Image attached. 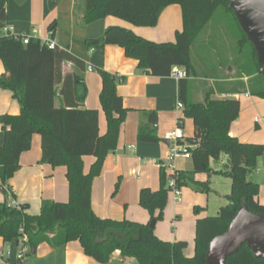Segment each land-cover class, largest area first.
<instances>
[{
  "label": "trees",
  "instance_id": "16d2710c",
  "mask_svg": "<svg viewBox=\"0 0 264 264\" xmlns=\"http://www.w3.org/2000/svg\"><path fill=\"white\" fill-rule=\"evenodd\" d=\"M8 0H0V61L6 75L0 77V88L10 90L21 105L17 116H4V144L0 147V190L4 200L0 203V238L5 245L17 243L26 234L30 253L43 243L54 248L78 242L87 257L99 264H107L113 255L121 253L124 262L137 260L139 264H209L210 243L225 234L238 211L246 208L251 213L264 216V204L259 201V185L249 179L264 156V145L245 144L231 137V127L240 116V101L214 99V89H206L204 99L196 103L191 96V80L225 79L222 69L235 71L238 78L249 76L248 88L237 82L233 93H250L264 100V69L257 64L256 51L240 29L236 15L229 9L230 0H75L76 16L81 26L98 22L106 17L121 19L137 27H156L165 8L182 7L184 26L177 32L175 42L163 44L148 41L121 26L108 27L103 37L87 42L88 50H101L107 45L124 49L128 58L136 59L138 67L147 75L166 78L175 69L185 70L187 77L181 80L180 99L184 102V118L193 120L195 135L187 140L192 172H177L179 188L194 185L198 191H208L209 183L199 184L195 175L210 172V162L225 154L227 164L220 172L231 179L228 204L216 217H205L196 222L195 254L186 257L185 242L168 243L155 233V226L164 220L169 203L168 175L161 171L158 191L144 188L139 194L140 206L151 215L148 224L123 220L102 219L92 209L93 181L102 175L107 157L116 151L120 131L127 120L128 110L117 93L123 78L103 69L99 100L107 117V130L99 133V112L84 109L88 88L81 76H64L62 64L71 62L84 69L83 63L73 54L56 47L49 49L40 40L28 45L3 35L7 26ZM61 1V0H55ZM226 9L234 16L232 24L241 33L240 38L226 43L224 53L214 49L215 61H195L194 44L202 32L215 19L217 12ZM234 27V26H233ZM51 37L56 38L57 22L49 27ZM224 34V33H222ZM227 34V33H226ZM251 49V56L248 48ZM248 55V57L246 56ZM222 56V57H221ZM207 69V70H206ZM59 86H62L59 89ZM221 91V83H216ZM61 96L64 106H56ZM138 140L143 143L160 141L156 127L159 116L155 111H140ZM182 122V120H180ZM181 127L182 124H181ZM42 137L40 164L67 168L69 202L66 204L43 200L38 215L27 213L28 204L12 205L14 192L9 195L5 187L20 170L21 155L29 151L35 135ZM95 157L89 172L85 173L83 159ZM118 189V188H117ZM200 209L196 208L197 213ZM154 224V226H151ZM23 231V232H21ZM227 264H264L256 258L247 245L229 257Z\"/></svg>",
  "mask_w": 264,
  "mask_h": 264
},
{
  "label": "crops",
  "instance_id": "0c3cea01",
  "mask_svg": "<svg viewBox=\"0 0 264 264\" xmlns=\"http://www.w3.org/2000/svg\"><path fill=\"white\" fill-rule=\"evenodd\" d=\"M7 26L18 34H31L37 30L42 39H49V27L57 22L56 42L58 49L73 54L79 59L84 69L71 62L62 64L64 76L68 74L81 76L88 88V94L83 104L85 109H94L99 112V133L103 136L107 130V117L99 100L102 79L99 70L103 69L113 75L123 78L118 86L117 93L124 100L128 110L127 120L120 131V138L116 151L105 160L102 175L95 178L91 193L92 209L96 216L102 219H112L121 222L129 220L135 223L148 224L151 215L140 206L139 194L142 189L149 188L158 191L161 186L160 169L153 163L155 159H166L170 148L166 135L176 128L178 121L182 120V129L186 141L195 135L194 125L187 132L186 118L183 111H177L176 106L180 101L181 82L173 76L166 78L147 75L138 67L136 59L128 58L123 48L107 45L101 50H88V41L98 40L103 37L105 30L110 26H121L139 35L146 40L163 44L175 42L177 32L184 26L182 7L172 5L162 12L156 27H137L121 19L106 17L98 22L81 26L76 16L75 0H8L7 1ZM222 69L225 79H204L202 77L191 80V96L197 100L204 99L206 89H214V99H232L240 101V116L231 127V137H237L245 144L264 145V100L252 96L248 92L233 93L237 82L243 83L248 88L249 76L238 78L235 71ZM6 75L5 66L0 61V77ZM221 83V91L216 89V83ZM62 86H59L61 89ZM56 106L61 108L64 102L61 96L55 99ZM21 105L14 99L10 90L0 88V147L4 144V116H17L20 114ZM140 111H155L159 116L156 132L159 142L143 143L138 140L140 124ZM259 119V122L256 119ZM253 127L261 130L254 131ZM42 137L35 135L32 147L21 155L19 171L9 181L15 195V201L20 206L29 205L27 211L30 215H38L43 200L63 203L69 202V184L67 181V168L52 167L40 164ZM228 157L226 156V161ZM261 159V158H260ZM95 157L87 156L83 159L85 173L89 172ZM264 162V161H263ZM175 166L177 172H192L194 164L192 159L178 160ZM224 166V164H223ZM197 174L199 184L209 183L208 191H198L190 184L182 188V202L177 203L172 194L173 201L165 209L164 220L155 226L156 235L168 243L185 242L186 257L195 254L196 222L198 219L212 217L209 211L210 199L208 194L216 193L213 189L212 175ZM251 179L260 187L259 201L264 204V176ZM232 181L230 184L231 192ZM118 188V189H117ZM228 197V196H227ZM4 200L0 191V203ZM228 201V200H227ZM228 204L220 202L213 209L219 214L220 208ZM200 210L196 213L195 209ZM7 255L6 247L0 238V254L4 255L9 264H14L18 254V243L12 241ZM124 262L121 253L113 255L107 264H130ZM25 264H99L93 258L85 255L78 242L54 248L48 243L41 244L36 252L28 257Z\"/></svg>",
  "mask_w": 264,
  "mask_h": 264
},
{
  "label": "water",
  "instance_id": "95a60500",
  "mask_svg": "<svg viewBox=\"0 0 264 264\" xmlns=\"http://www.w3.org/2000/svg\"><path fill=\"white\" fill-rule=\"evenodd\" d=\"M229 9L255 49L257 64L264 69V0H230ZM244 245L256 258L264 259V216L251 213L245 207L238 211L229 230L210 243L207 260L209 264H227L226 260Z\"/></svg>",
  "mask_w": 264,
  "mask_h": 264
},
{
  "label": "rangeland",
  "instance_id": "374dc122",
  "mask_svg": "<svg viewBox=\"0 0 264 264\" xmlns=\"http://www.w3.org/2000/svg\"><path fill=\"white\" fill-rule=\"evenodd\" d=\"M225 11L226 9L222 8L221 11L217 12L215 15L216 17L214 19V22L207 29H205L202 32V34L198 37V40L194 44V47H193L195 61L202 62L206 60H212L213 58L214 59L212 61H215L216 56L213 53L214 49H217V48L221 49L222 53H224L227 47H222V46L226 45V43L233 45L231 41L234 40L235 42L236 38L241 37V33L237 30V26L236 25H233L234 27L232 26L234 22V16H232L231 13L230 14L226 13ZM247 48H248V54L249 56H251V49L249 47ZM246 56L248 57V55ZM190 99H193L196 103L203 100L201 99L199 101L194 97ZM190 127H192V120L189 118H186V129L185 130L187 132H190L189 131ZM253 129L256 132L261 131L259 129H256V127H253ZM263 161H264V156L258 160L259 164L257 168L251 172L249 176L250 180L254 179L255 181L259 179L260 177H258V175L262 177L264 176V162ZM210 163H211L210 164L211 174L214 173V170H219L217 173L212 175L213 189L216 191L217 194L212 193V192L208 194L209 199H210L208 213H210L212 217H216L218 213L215 212L213 209H216L215 207H217L220 204V202H224V204L228 202L227 196L230 194L231 179L227 178L226 176L222 174V172H220L221 169L223 168V164L224 165L227 164L225 154L221 155V157L218 159L217 162L212 160ZM199 174L209 175L208 172H202ZM196 175H195V180H196ZM196 182H199V181L196 180ZM259 196H260V188H259ZM171 200L173 201V197H172V193L170 192L169 202ZM11 243L7 244V247H6L7 255L9 254L8 250L10 249L12 245Z\"/></svg>",
  "mask_w": 264,
  "mask_h": 264
},
{
  "label": "built area",
  "instance_id": "2783aa9c",
  "mask_svg": "<svg viewBox=\"0 0 264 264\" xmlns=\"http://www.w3.org/2000/svg\"><path fill=\"white\" fill-rule=\"evenodd\" d=\"M4 36L13 38L15 41H22L25 45H28L31 40L37 39L40 40L43 46H47L50 50L55 49L57 47V42L54 37H51L49 33V39H42L38 36L37 30H34L31 34H16L13 29L9 26H5L2 30ZM172 76L176 78L178 81L183 80L187 77V73L185 70L175 69L172 73ZM185 105L181 100L178 101L176 110L184 111ZM259 122V119H256ZM182 122L178 121L176 128L172 131H169L166 135V140L169 141L170 151L166 159H155L153 163L160 169V171H164L168 175V189L174 195L176 202H182V189L177 186V181L174 176H176L177 171H175L176 162L178 160H185L191 158L190 146L186 141V135L181 127ZM8 194L11 195L13 193L12 188L5 187ZM12 205L15 208L21 209L18 202L14 199H11ZM23 232V231H21ZM28 236L25 234L23 238H21L18 242V254L16 256V261L14 264H25L29 257V246H28ZM0 264H9L4 255L0 254Z\"/></svg>",
  "mask_w": 264,
  "mask_h": 264
}]
</instances>
